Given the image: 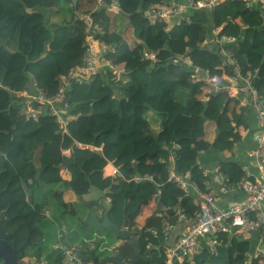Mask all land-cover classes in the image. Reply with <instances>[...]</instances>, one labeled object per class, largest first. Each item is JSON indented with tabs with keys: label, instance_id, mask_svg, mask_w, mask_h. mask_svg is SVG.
I'll list each match as a JSON object with an SVG mask.
<instances>
[{
	"label": "trees",
	"instance_id": "trees-1",
	"mask_svg": "<svg viewBox=\"0 0 264 264\" xmlns=\"http://www.w3.org/2000/svg\"><path fill=\"white\" fill-rule=\"evenodd\" d=\"M114 1L119 5L117 16L109 12ZM79 2L0 0V211L8 209L18 214L20 209L15 223L3 226L10 234L9 243L15 247L23 246L30 238L21 254L24 260L44 257L52 263L62 262L58 253L26 252L29 247L46 242L48 234L43 226L53 220L44 216L49 209L55 218L66 223L70 244L77 243L80 252H91L96 258L92 264H111L115 257L109 246L115 235L103 229L106 238L88 235V228L97 227L89 223L90 219L98 216L86 218V208L98 204H88L81 198L93 186L110 188L109 219L113 224L122 228L125 219L136 222L145 216L143 209L148 208L144 227H155L161 235L165 218L174 226L179 221L174 209L165 212L163 221L159 216L151 218L156 207L154 195L158 194L161 204L168 207L177 205L181 195L168 181L166 163L170 154L178 175L185 177L189 173L199 187L204 183L199 157L206 151L223 155L225 159L217 165L232 181L240 179L243 164L237 161V147L255 131L247 121L250 110L241 107L237 98L224 92L213 94L203 82L193 83L190 74L195 69L210 76L219 73L217 67L222 58L218 51L202 48L201 44L212 28L222 27L221 35L237 39L230 46L233 57L245 72L258 71L253 85L264 92V26L260 13L251 11L241 0H226L212 9L193 11L189 23L174 25L168 32L162 24L150 26L144 17L156 0H103L104 7L77 12ZM67 5L71 10L66 11ZM81 13H90L104 32L99 39L116 47L105 58L126 72L120 79L109 73L89 83H73L69 91L72 119L62 133L50 118L26 121L19 93L34 83L52 97L63 77L83 66L87 48L85 23L78 19ZM114 17L123 20L118 28ZM125 23L134 30L131 40L118 30L126 28ZM143 49L155 53L158 61L143 60ZM187 51L192 68L170 64L176 54ZM149 112L161 116L157 132L147 123ZM207 122L216 127L213 142L205 139ZM62 150H70V155L64 156ZM107 161L115 162L122 178H103ZM62 169L67 170L69 180L61 177ZM136 174L153 176L155 183L137 185L127 181ZM61 188L72 191L79 203L68 204L60 199ZM181 206L188 218L195 217L199 210L190 196L183 198ZM75 223L78 228L84 225L82 234L74 231ZM39 224V229L29 235V226L34 229ZM139 230L134 228L135 232ZM247 237L225 236L216 255L205 248L183 264H264L251 254L254 247ZM89 242L95 244L93 250H88ZM161 242L154 240V248L147 251L142 240L132 252H126L127 264H164L165 249L157 250Z\"/></svg>",
	"mask_w": 264,
	"mask_h": 264
},
{
	"label": "built area",
	"instance_id": "built-area-1",
	"mask_svg": "<svg viewBox=\"0 0 264 264\" xmlns=\"http://www.w3.org/2000/svg\"><path fill=\"white\" fill-rule=\"evenodd\" d=\"M99 6L104 7L103 0H96ZM226 0H156V4L144 13L150 26L162 24L164 30L168 32L174 25L190 22V14L193 11L215 8ZM251 11L257 10L260 13L261 24L264 26V0H241ZM116 10L119 5L114 1L109 7V11ZM78 19L85 23L86 37L85 46L87 48L85 62L83 66L73 68L71 73L63 77L62 82L54 96L37 89L33 84L34 92L24 89L19 93L22 98V114L28 121L39 122L43 118H50L56 122L58 130L66 132L71 109L69 91L73 83H88L98 76L112 73L119 79L124 69L116 67L113 62L105 58L110 51H115L116 47L103 42L99 36L103 35L102 28L96 24L90 13H81ZM222 27L212 28L206 39L201 44L202 48H211L218 51L222 58V63L217 67L219 73L210 76L208 72L195 69L190 74L193 83L203 82L214 94L226 92L229 96H242L241 105L252 107L255 110L257 131L255 132L256 149L251 152V158L255 171L247 165H242L240 179L232 181L227 177L221 167L216 165L212 168L203 167L204 183L199 187L190 179L188 173L185 177H180L176 171L175 159L171 155L166 163L168 180L172 182L181 192L178 196V204L173 207L160 205L162 221L167 211L174 209L179 216L176 226L172 225L166 218L164 219V229L161 235L155 227L143 228L135 233V238L146 243V250L154 248L153 241L162 238L165 243L164 264H182L186 259L193 257L200 251L208 248L211 254L216 255L222 244L223 237L244 238L254 235L258 238L259 247L254 252V258L264 261V96L261 95L251 84V78L246 77L241 64L233 57L230 46L236 44L237 39L229 35H221ZM230 48V49H229ZM143 60L156 63L158 57L155 53L143 49ZM176 67H191L193 61L189 51L183 54H176L170 61ZM205 76H204V75ZM79 148H90L77 144ZM64 156L70 155V150H62ZM65 170V169H62ZM103 178L114 180L122 178L120 169L114 161H107L103 167ZM128 182L139 185L147 182H154V177L150 175H134ZM231 197L237 194L243 196L242 202H231L226 207H221L217 194ZM183 196H192L198 206V213L195 217H186L185 208L180 206ZM159 200V195L154 196ZM45 216L50 217L45 211ZM188 223L184 228L174 246H170L172 232L179 224ZM127 229V228H126ZM223 236V237H222ZM122 241H118L111 247V252L118 255L120 253ZM167 244V245H166ZM63 255V262L60 264H92V261H84L78 256L79 249L76 247L67 248L56 246ZM252 257H249V262ZM33 264H58L51 263L42 257L32 262ZM110 264V263H109ZM112 264V263H111ZM126 264V263H125Z\"/></svg>",
	"mask_w": 264,
	"mask_h": 264
},
{
	"label": "crops",
	"instance_id": "crops-1",
	"mask_svg": "<svg viewBox=\"0 0 264 264\" xmlns=\"http://www.w3.org/2000/svg\"><path fill=\"white\" fill-rule=\"evenodd\" d=\"M83 1V0H80V2ZM94 3H95V9L97 7H99V4L97 3L96 0H93ZM80 2H79V5H80ZM95 9H92V10H95ZM113 16H117V14L115 12H117L116 10H113L112 12L109 11ZM119 13V12H118ZM114 20V19H113ZM115 27L118 28V25L123 23V20L121 18H115ZM127 24L128 26V23H125ZM124 68V67H122ZM30 91L31 92H34V87L31 85L30 86ZM151 112L148 113V116H147V123L149 124V127L151 130H153L154 132H157L160 130V127H161V121H157V117L156 116H152V115H149ZM247 121L250 125H252L251 127L255 129L254 133H253V136L249 139H247L244 143L240 144L238 147H237V161L240 162V164L242 165H247L251 168L252 171H255V168L253 166V162H252V158H251V152L253 150L256 149V140H255V132L257 131L256 128V118H255V113L254 111H249L248 115H247ZM216 129V127H215ZM216 137V136H215ZM205 139L209 142H213L214 141V135H209V137H207L205 135ZM225 158L223 157V155L221 154H218L217 152H213V151H206V152H203L200 157H199V162L201 164H203L204 166L206 167H214L217 165L218 161L220 160H224ZM61 176L63 179L65 180H69L68 178V173H67V170H61ZM103 190H110V188H108V186H105ZM59 198L60 199H64V197L61 195H59ZM217 198H218V201H219V205L221 207H226L229 203L231 202H242L243 200V196L240 195V194H237V195H234V196H231V197H226V196H222L221 194H217ZM65 200V199H64ZM79 200V199H78ZM183 200V199H182ZM181 200V202H182ZM66 203L68 204H74L75 203H72V202H69L67 200H65ZM181 202H180V206H181ZM98 205H95V206H92L91 208H95V211H93L94 215L95 216H98V218H92L90 219V224L91 225H94L96 224L95 223V220H99L100 221V217H102L103 219V213H104V208L103 206L101 205V203H98L96 202ZM157 201H156V207H154L152 210V214L155 212V210L158 208V205H157ZM90 204V203H88ZM150 208V207H149ZM148 208H144L143 210L144 211H147ZM49 214H50V217H48L47 219L51 220L53 219L50 223L52 224L55 223L56 227H55V240L56 242H54L51 246L49 250V254L52 253V255H56V253H58L59 251L56 250V246H64V247H67L68 249L69 248H72V247H76L77 249H79L78 247V244H70L69 242V238L67 237L66 234L69 233V230H68V227L66 226V223L63 221V220H58L57 218H55V216H53V213L51 214L50 211H48ZM81 212H83V210H81ZM86 214H87V209H86ZM89 215H93V214H87V217L86 218H89ZM147 216L148 215H145L143 216L142 218V221L141 222H138L136 220V222H130L131 223V227L133 228H138V229H142L144 228L145 224L148 222V219H147ZM149 218V217H148ZM103 221V220H102ZM100 221V222H102ZM184 224H188V223H182V224H179V225H184ZM49 225V223H48ZM97 225V224H96ZM84 225H80L79 228H78V223H75L74 226H73V229L74 231L75 230H79L80 234H82V230L84 229ZM88 228V227H87ZM127 228V229H126ZM177 228V227H176ZM186 228V227H185ZM88 235L91 236L93 235L94 237L95 236H100L102 238H106L108 235L104 232V231H101L102 228H100L98 225L95 229H90L88 228ZM121 229H125V230H130V225L128 223L125 222V226L122 227ZM104 230V229H103ZM103 232V234H102ZM182 232V231H181ZM173 233V232H172ZM181 234V233H180ZM172 235V234H171ZM180 236V235H179ZM116 237V236H115ZM171 238V237H170ZM179 238V237H178ZM248 239H250L251 241V244L252 246L254 247V251L259 247V242H258V238H256V236L254 235H251V236H248L247 237ZM47 241V240H46ZM118 241H121L119 240L117 237L116 239L114 240V242L112 243V245L109 246V251L111 252V247L114 246ZM90 247L88 248V250H93L94 247H95V244L93 242H89ZM167 245V244H166ZM137 246V245H136ZM135 246V248H136ZM47 250V249H46ZM133 251V247H129L128 248V251L127 252H132ZM47 253V252H46ZM45 253V255H47ZM78 253H81L83 255H91V257H93V255L91 254V252H80V249H79V252ZM48 254V255H49ZM111 254H113L111 252ZM113 256H115V254H113ZM49 260V259H48ZM51 262V260H49ZM91 261V259H90ZM127 259L123 260L122 264H127Z\"/></svg>",
	"mask_w": 264,
	"mask_h": 264
},
{
	"label": "water",
	"instance_id": "water-1",
	"mask_svg": "<svg viewBox=\"0 0 264 264\" xmlns=\"http://www.w3.org/2000/svg\"><path fill=\"white\" fill-rule=\"evenodd\" d=\"M204 75V74H203ZM205 76V75H204ZM110 195V190H103L99 189L95 186H93L88 192V194L82 199L86 203H92V202H98L101 203V205L104 208V213H103V221L100 222L99 220H95V223L102 229L111 231L119 240L123 241V244L121 245V250L120 253L115 257L114 261L112 264H122L123 260L126 258V250L129 247L135 248L137 244H139L141 241L137 238H135V233L133 232V228L131 227V223L128 219H125V222L130 225V230H125L121 229L118 225L113 224L110 219H109V211L111 210V205L107 201V196ZM159 206V202L157 203ZM160 214V208L158 207L155 212L153 213V216L151 218H154ZM42 225V224H41ZM39 224L38 227L36 228H31L29 235L32 234L33 230L39 229L41 226ZM189 224H184V225H178L177 228L174 230V232L171 235L170 238V246H174L178 240V237L181 233V231L187 227ZM4 233L2 229H0V236L1 237H6L3 235ZM5 234V233H4ZM161 240V238H160ZM162 241V240H161ZM30 243V238H28L27 242L22 246V248L19 249H13L7 243L2 242V246L0 247V259L3 261V264H27L25 262L19 263L18 262V253L20 254L21 252L24 251V248ZM161 246L165 247L163 242H161ZM158 251H160V248H157ZM78 256L82 258L84 261H88L91 259L93 262H97L96 258L91 257V255H83L81 253H78ZM32 264V263H28Z\"/></svg>",
	"mask_w": 264,
	"mask_h": 264
},
{
	"label": "rangeland",
	"instance_id": "rangeland-1",
	"mask_svg": "<svg viewBox=\"0 0 264 264\" xmlns=\"http://www.w3.org/2000/svg\"><path fill=\"white\" fill-rule=\"evenodd\" d=\"M95 7L96 6H95V3H94L93 0H83V1L80 2V6L77 8V12H81V11L84 12L86 10L90 11L92 9H95ZM69 10H71V7H70V5H67L66 6V11H69ZM114 18H118V17H114ZM118 30H120L119 31L120 34L123 37H125L126 40H128V39L131 40L133 38V34L132 33L134 32V30H133V28H132V26L130 24L128 26H126V28H120ZM126 83H127V81L124 82V87L126 86ZM119 97H122V94H119ZM149 115L156 116L157 117L156 120L158 122L161 121V116L160 115H158V114H156L154 112H151ZM23 117L25 118L26 121H28L27 118L24 115H23ZM205 135L207 137H209V135H214V138H215L216 129H215V124L214 123H212V122H207L206 123V125H205ZM59 191H60V195L62 194V196L64 197L65 200H67L69 202H72V203H79L78 198L75 196V194L72 191L66 190V189H63V188L59 189ZM82 210H85V206L82 208ZM93 211H95V208H88L87 209V214H93L94 215ZM144 215H148V211L144 212ZM137 221L141 222L142 219H138ZM55 227H56V225L53 222H52V224L49 223V225H48V223H46V225L43 226V230H44L45 233L48 234L47 235V241L44 243V245H41V246H36L35 245V246H32V247H29L28 249H26V252H28L27 250H29L30 252H32V251H34V252L41 251V252H45V253L47 252L48 253L49 252L48 249H50L52 244L54 242H56V240H55ZM102 234H103V232H102Z\"/></svg>",
	"mask_w": 264,
	"mask_h": 264
},
{
	"label": "clouds",
	"instance_id": "clouds-1",
	"mask_svg": "<svg viewBox=\"0 0 264 264\" xmlns=\"http://www.w3.org/2000/svg\"><path fill=\"white\" fill-rule=\"evenodd\" d=\"M99 7H101V6H99ZM119 12V11H118ZM116 14H118V13H116ZM138 43H141L140 41H137ZM148 50V49H147ZM85 62V61H84ZM84 65V64H83ZM117 67V66H116ZM241 67L243 68V66L241 65ZM120 69V68H119ZM123 69V68H122ZM244 70V69H243ZM126 71H124L123 72V74L125 73ZM244 73H245V75H246V77H250L251 78V84H252V86L261 94V95H263L264 96V92L263 91H260V90H258L257 89V87H255L254 85H253V80H254V78L256 77V75H257V73H258V71L257 70H254V71H252V72H245L244 71ZM109 74V73H108ZM123 74L121 75V77L123 76ZM107 74H105V75H103V76H106ZM114 76V75H113ZM120 77V78H121ZM119 78V79H120ZM92 81V80H91ZM90 81V82H91ZM89 83V82H88ZM33 84L34 83H31L30 84V86L32 85L33 86ZM213 93V92H212ZM224 93H226V92H224ZM214 94V93H213ZM227 94V93H226ZM228 95V94H227ZM229 96V95H228ZM229 97H233V96H229ZM233 98H237L238 100H239V102H240V106L241 107H243L242 105H241V100H242V96L241 95H239V96H234ZM243 108H246L247 110H251V111H254V113H255V110L252 108V107H243ZM255 118H256V115H255ZM256 126H257V123H256ZM257 130V129H256ZM88 147H90V146H88ZM90 149V148H89ZM91 150H93V148L91 149ZM172 154H170V156H171ZM173 156V155H172ZM174 157V156H173ZM170 158V157H169ZM169 161V160H168ZM199 164L201 165V168H202V170H203V167H204V165L203 164H201L200 162H199ZM121 173V172H120ZM187 175V174H186ZM185 175V176H186ZM62 177V176H61ZM190 179H191V177H190ZM110 180V179H109ZM169 181V180H168ZM192 181V180H191ZM170 182V181H169ZM193 182V181H192ZM149 183H155V180H154V182H149ZM172 183V182H171ZM195 183V182H194ZM90 192V191H89ZM158 195V194H157ZM155 196V195H154ZM185 196H183V198H184ZM190 197H192V196H190ZM154 198V197H153ZM82 199V198H81ZM83 200V199H82ZM155 202L157 201V202H159V208H160V205H161V202H160V198H159V200H155V199H153ZM107 201H108V203L110 204V199H109V195L107 196ZM96 203V202H95ZM111 205V204H110ZM47 211H50L49 209H46ZM45 210V211H46ZM45 211H44V213H45ZM51 212V211H50ZM51 214H52V212H51ZM44 216H45V214H44ZM46 217V216H45ZM157 217V216H156ZM48 217H46V219H47ZM145 228V227H144ZM148 228V227H147ZM150 228V227H149ZM143 229V228H142ZM141 230V229H140ZM139 230V231H140ZM133 232L134 233H137V232H135L134 230H133ZM138 239V238H137ZM140 240V239H139ZM161 240H162V238H161ZM140 241H142V240H140ZM123 242V241H122ZM163 242V241H162ZM123 244V243H122ZM163 244L165 245V243L163 242ZM161 247H163V246H159L158 248H160V250H161ZM164 249H165V247H163ZM25 249V248H24ZM57 250V249H56ZM121 250V249H120ZM59 251V250H58ZM162 251V250H161ZM255 252V251H254ZM254 252H252L251 254H254ZM57 254V253H56ZM58 254H61L62 255V253L59 251L58 252ZM250 257V256H249ZM62 258H63V255H62ZM192 258V257H191ZM189 259V258H188ZM257 259V258H256ZM33 261H35V260H33V259H27V260H25L24 262L25 263H32ZM62 262H63V259H62ZM61 262V263H62ZM52 263V262H51ZM33 264V263H32ZM58 264H60V263H58ZM183 264V263H182Z\"/></svg>",
	"mask_w": 264,
	"mask_h": 264
},
{
	"label": "flooded vegetation",
	"instance_id": "flooded-vegetation-1",
	"mask_svg": "<svg viewBox=\"0 0 264 264\" xmlns=\"http://www.w3.org/2000/svg\"><path fill=\"white\" fill-rule=\"evenodd\" d=\"M3 188V185H0V190ZM19 206H22V203L19 202ZM19 211L20 209L18 210V214H15L14 212H9L8 209H4V210H1L0 211V229H2V231L5 233H2L3 235H5L6 237H1L0 236V247L2 246V242L4 243H7V245H9L11 248L13 249H19V248H22V246L20 247H15L13 245H11L9 243V232L7 230H5L4 226H3V223H7V222H11L12 224H14V219L15 217H19ZM30 230H31V227L29 226V233H30ZM34 231V230H33ZM23 252H21L20 254L18 253V262L19 263H22L24 262L25 260L23 259V257H21V254ZM0 264H3V261L0 259Z\"/></svg>",
	"mask_w": 264,
	"mask_h": 264
}]
</instances>
